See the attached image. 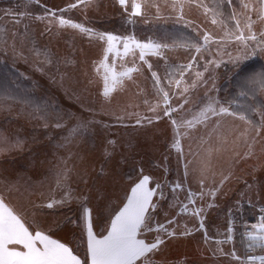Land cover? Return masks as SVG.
I'll return each instance as SVG.
<instances>
[{"label":"rangeland","instance_id":"obj_1","mask_svg":"<svg viewBox=\"0 0 264 264\" xmlns=\"http://www.w3.org/2000/svg\"><path fill=\"white\" fill-rule=\"evenodd\" d=\"M35 1L43 5L44 13H36L35 21L24 19L23 23L16 19L18 16L12 19L0 56L31 79L52 107L48 117L40 114V120L36 118L38 128L32 142L25 136L27 145L20 136L16 140L22 129L24 134L28 133V126L24 125L27 121L21 120L24 124L13 121L17 124L13 127L16 136L8 137L4 144L5 133L0 134V197L16 214L29 220L31 229L39 227L62 233L76 242L82 239L85 208L90 210L92 229L97 235L102 234L112 216L127 202L131 187L147 175L150 177L148 187L156 192L152 201L159 204V208L153 212L150 224L153 230L142 231L138 238L151 241L157 236V226H164L159 233L164 242L148 255L151 264L160 261L166 264H205V261L242 264L230 250L238 253L232 242L237 239L235 235L230 239L228 231L230 228L236 233L240 231L237 238L245 241L242 251L261 243L245 231L249 227L240 214L252 206L253 215H264L261 211L264 209V116L257 114L261 124L256 122V125L247 117L241 120L239 117L243 114L226 104L219 90L224 67H229L226 68L228 74L235 73L258 51L264 60V50L257 47L264 46L260 0H231L233 17L226 24L210 14L200 0H126L123 6L119 0H113L127 13L132 14L133 4L139 3L140 15L145 19L191 25L202 38L205 34L211 37L207 44L200 45L199 52L185 53L181 49L173 50L174 46L166 47V66L176 64V68L171 69L174 75L167 72L166 89L160 80L162 73L152 64L163 50L160 44L158 50L151 45L141 49L138 44L149 42L137 39L132 33L117 34L95 24H81L92 30L89 33L60 26L59 18L77 23L67 16L66 9H75V12L77 9L79 19H85L82 12L89 11L78 7L81 0ZM249 16L251 31L246 27ZM213 19L216 23H212ZM31 23H35L40 46L51 48L53 56L50 58L46 54L34 55L30 36L19 32L20 26L26 28ZM241 31L247 48L235 39ZM100 34L118 38L112 42V51L107 53V66L111 68L114 64L117 74L135 69L126 76L118 75V82L107 97L103 95L105 68L100 64L108 42L106 36L101 39ZM252 34L256 36L255 41L248 40ZM125 40L129 45L126 55ZM244 51L249 53L248 58L234 63L232 58ZM189 64L191 68L186 67ZM108 75L111 85V72ZM165 92L169 97L167 104L163 99ZM210 98L219 101L214 105L217 110L223 106L234 115L209 112L207 119L201 117L200 122L189 127L187 121L199 116ZM168 108L175 111L165 115ZM0 111L5 114L4 119L19 114L17 107L9 105L0 104ZM3 122L8 125L6 120ZM63 168L69 171L67 179L60 177ZM24 173L29 175L26 180L17 182L15 179ZM26 185L31 187L28 189ZM55 187L58 192L50 194V189ZM212 192L214 196L210 195ZM244 193L251 196L248 201L244 200ZM50 197L58 198V207H47ZM217 198L218 208L207 206ZM24 199L31 210L21 212ZM234 204L237 205L234 210H229L228 206ZM65 213L68 225L61 222ZM73 219L74 223L79 220V232L71 226ZM168 232L175 234L169 236ZM210 245L218 253L228 250L229 256L220 261L215 256L210 257ZM155 253L165 256L164 260L152 258ZM203 253L208 256L202 258ZM238 255L242 258L243 254Z\"/></svg>","mask_w":264,"mask_h":264},{"label":"trees","instance_id":"obj_2","mask_svg":"<svg viewBox=\"0 0 264 264\" xmlns=\"http://www.w3.org/2000/svg\"><path fill=\"white\" fill-rule=\"evenodd\" d=\"M200 1L202 4H205L208 7L210 14L215 15V17L218 20H221L223 23H228L230 18L232 20L233 16L229 0ZM78 7L82 8V10L89 11V13L82 12L85 16L84 20L81 18L79 19L80 15L77 9V13L75 12V9H66L64 12L69 18L73 19L79 24H84L87 26L95 24L96 26L101 27L103 30L112 31L117 34L132 33L137 39L141 41L160 44L163 50L161 51L160 55L155 57V60L152 62V64L154 68L162 73L160 80L165 89L168 88L169 85L167 72L169 73L168 75H174L171 72V69L176 66L175 63H169L166 66V60L164 59L166 56V47L170 48L171 46H174L173 50L175 51L176 49H181L183 52H193L195 48L192 47V45L195 44L200 46L204 42L202 36L196 30H194V27L191 25H173L171 23H167L166 20L155 23L153 20L145 19L141 15H132L130 12L127 13V10L126 12L123 11L124 8L119 6L117 1L85 0L84 2H81ZM41 12L44 13L43 5L35 0H0V50L3 48L2 46L6 42L7 36L9 35V22L12 19H15L18 16L19 18L16 19H20L21 21L24 19H32L35 21L36 13ZM34 28L35 23H31L26 28H24V26H20L19 32H21V35L28 34L30 36V48L34 55L38 54V56L41 57L43 54H46L47 57L50 58L53 56L51 48L46 45L40 46ZM226 68L229 67H224L222 71L223 80L219 90L220 98L227 102L226 104L232 107L235 111L245 115L247 118H249V120L251 119L252 121H250L253 124L256 125V122H258L257 124H261L259 123L260 118L257 116V114L264 113V89H258L254 94L251 91H247V89L241 87V77L237 75L238 73H241L242 75H252L264 72V60L260 56V51L254 54L249 62H247L245 65H242V67L235 73L231 74L230 72L228 74ZM153 82L155 87H158L157 83L155 81ZM0 104L3 106L9 105L11 108L17 107L19 112V114L14 113V116H6L4 119L3 116L5 114L0 111V134L5 133L3 144L6 143L8 137H12L15 133L13 127H17V124L13 123V121L21 122V120L27 121V124L21 123L29 127H26L28 129V133L24 134L22 129L21 132H18L16 140H18V137L20 136L22 137L20 140H23L27 145L28 143L25 141V136H28L29 142H32L36 133L35 131L38 128V124L36 123L38 121H36V118L40 120V114L48 117L49 111L52 107L48 98L41 95L37 91L35 83L31 79L25 77L22 72H20V70L16 67L12 66L10 62L2 60L1 56ZM53 109L55 111L58 110V108ZM4 120H6L8 125L4 124ZM42 137L45 138L46 136L42 135ZM34 154H36V152H34ZM26 176L29 175L24 173L21 175V177L15 180L17 182L19 180L20 183H23L27 178ZM30 182V184H32L31 178ZM26 187L29 189L31 185H26ZM244 195V200L246 201H248L249 197H251L248 193H244ZM210 203H218V198ZM157 208H159V204H157L156 207L148 213V215L151 217V220L154 217L153 212L157 210ZM20 209L22 210L21 212H24L23 209L30 210L27 199L23 200ZM246 210L247 211H244L242 214H240L244 217H241L242 219L249 220L255 216L253 215L254 211L252 206H248ZM65 219L66 218L61 221L64 224H66ZM27 222L28 225L32 227L29 220H27ZM244 242V240H237V247L241 248ZM259 245H261V243H259Z\"/></svg>","mask_w":264,"mask_h":264},{"label":"snow or ice","instance_id":"obj_3","mask_svg":"<svg viewBox=\"0 0 264 264\" xmlns=\"http://www.w3.org/2000/svg\"><path fill=\"white\" fill-rule=\"evenodd\" d=\"M84 2V0H81ZM231 2V0H229ZM119 3L123 6L126 0H119ZM261 8L259 9V15L261 19H264V0H260ZM75 5H73L74 7ZM245 8H250V5H244ZM141 5L139 3L133 4L132 15H140ZM182 10V6H181ZM207 12V9H206ZM55 16V12L51 13ZM42 19V17H41ZM249 23L246 27L251 31L252 22L251 17H248ZM212 23H216L213 19ZM58 24L60 26H70L72 28L79 29L81 32L89 33L92 30L85 28L79 23H74L71 20L59 18ZM237 28H239V21L237 20ZM106 36L108 42V48L106 54L101 61L100 66L105 68V74L103 76L104 89L103 95L108 96L111 91L114 90L115 84L118 82L117 77L126 76L135 69L129 68L127 71L117 74L115 72L114 64L111 68L107 66L108 56L107 53L112 51V42L118 38L112 34H100V38L104 39ZM211 37L208 34L203 36L205 44L209 42ZM235 39L241 41L244 47L247 48L248 44L244 37L243 31L239 35L235 36ZM248 40H256L255 34L248 37ZM141 49L148 47L146 44H138ZM157 48L160 45H156ZM196 52L200 51V46L192 45ZM261 50H264V46L257 45ZM129 49L127 40L124 43V54L126 55ZM256 51L253 48V53ZM119 55V53H117ZM249 53L247 51L238 54L233 57V62H239L247 59ZM140 59H144L143 52H141ZM195 60V57H193ZM150 67V66H149ZM191 68L192 65L186 66ZM111 72L112 84H109V75ZM198 75H202L199 74ZM241 77V87L247 89V91L255 93L258 89H264V72L256 73L252 75L237 74ZM153 77H156V73H153ZM158 79V78H157ZM179 84V81L176 82ZM187 91V89H185ZM165 104L168 103V93L165 92L163 95ZM219 101L214 98L209 99V104L200 112L199 116L194 117L193 120L187 121L189 127L193 126L194 123L200 122L201 117L207 119V114L210 112L213 115L228 114L234 115L223 106H220L217 110L214 105H218ZM182 107V105H181ZM170 111L175 109L168 108L165 111V115H169ZM264 116V113H262ZM241 120H246V116L240 115ZM139 122V121H138ZM151 122V121H149ZM172 123L175 125L176 121ZM59 127V125H57ZM113 143V142H109ZM61 176L66 178L65 173H61ZM150 177L144 175L138 183H135L131 187V192L127 195V202L122 208L115 214L114 218L111 219L110 227L107 230V235L102 238H97L92 231L91 226L87 228V255L90 258V264H151L148 259V254L154 253L159 249V246L164 242L159 233L164 230L163 225H158L155 231L157 236L147 241L145 239L138 238L142 231H152L150 226L151 217L148 215L150 208H155V204L152 201V197L156 195L155 190L148 187ZM223 183V182H222ZM160 185L157 184V188ZM215 195V192L210 193ZM191 197V194H190ZM54 203H60L59 201H53L47 205L51 208ZM211 206V205H210ZM264 212V209L261 210ZM199 210H197V213ZM90 213L88 208L84 209V214L87 217ZM171 223V221L169 222ZM253 227L258 228L259 232L264 233V216L261 217L259 225ZM174 232H168L167 235L172 236ZM253 239L261 241V246H264V234L260 236H254ZM252 260H259L260 264H264V256L253 257ZM0 264H82L81 260L77 255L73 254L66 244L61 243L59 240L51 238L44 231L35 230L30 231L29 227L22 222L21 217L14 212V210L4 202L3 198L0 197Z\"/></svg>","mask_w":264,"mask_h":264},{"label":"crops","instance_id":"obj_4","mask_svg":"<svg viewBox=\"0 0 264 264\" xmlns=\"http://www.w3.org/2000/svg\"><path fill=\"white\" fill-rule=\"evenodd\" d=\"M234 11V10H233ZM147 45H151V46H154L153 48L154 49H156V50H158V48L156 47V45H158V44H156V43H153V42H149V43H146ZM62 173H65L66 174V179L69 177L68 175H69V171L67 170V169H64L63 168V170L61 171ZM60 177L61 178H65L64 176H61V174H60ZM57 180H58V178H56ZM133 187V186H132ZM57 189V190H56ZM56 190V191H55ZM58 192V187H55L54 189H50V194H52V193H57ZM130 192H131V190H130ZM50 199V203L51 202H53V199H54V201H59L58 200V198H56V197H53V198H49ZM218 204L219 203H208V205L207 206H209L211 209H214V208H218ZM231 204V203H230ZM211 205V206H210ZM59 206V203H54V206H52V207H58ZM237 206V205H232V207H231V205H229L228 206V209L229 210H234V208ZM51 207V208H52ZM232 208V209H231ZM53 209V208H52ZM52 209H50V210H52ZM30 210H31V208H30ZM150 212V211H149ZM148 212V213H149ZM26 215H27V213H26ZM114 216H115V214L112 216V218H114ZM21 218L23 219L22 220V222H25V225L27 226V227H29V230L30 231H35V230H33V229H31L32 227H30V226H28V223H27V221H26V219L23 217V216H21ZM64 218H67V214L65 213L64 214V216L61 218V221L64 219ZM111 218V219H112ZM68 219V218H67ZM54 221V220H53ZM231 221V220H230ZM74 219H73V224L71 225V226H73V227H76V230L75 231H78V227H79V220H78V222L77 223H75L74 224ZM110 222H111V220H110ZM110 222H109V224H108V226L106 227V229L103 231V233L102 234H100V235H97L98 233H95L94 232V230L92 229V231H93V234L97 237V238H102L104 235H107V230H108V228L110 227ZM82 223H83V225H82V230H83V232H82V239H78V241H76V242H72V241H70L67 237H65L64 235H62V233H52V232H49L48 230H46V229H41V228H39V227H37L36 228V230H41V231H44L47 235H49V236H51V238H53V239H56V240H59L61 243H64V244H66L70 249H72V251H73V254L74 255H77L78 256V258L81 260V262H82V264H90V258L88 257V255H87V228H88V226L90 225L91 226V224H90V222H89V216H85V214H84V218H83V221H82ZM229 224V223H228ZM66 225H68V223L66 224ZM56 226V225H55ZM58 226V225H57ZM229 227H230V225H229ZM241 227V226H240ZM91 228H92V226H91ZM64 230H66L65 229V227H64ZM241 230H242V227H241ZM67 232H68V230L66 231V234H67ZM79 232V231H78ZM231 235H229V238L230 239H233V235H235V237H236V239L238 240V235L240 234V231L239 232H237L236 233V231L233 229V228H230L229 229V231H228ZM256 235H258V234H253L251 237H253V236H256ZM226 236H228V235H226ZM236 246H233V247H237V242H235V241H232ZM262 243V242H261ZM261 246V245H260ZM262 248H264V246H262ZM234 249V248H233ZM231 250V252L235 255V258L238 260V259H240L239 261L240 262H242L241 261V258H239V255L238 254H243V252L244 251H242V249L241 248H239V247H237V251H238V253H236V251H234V250H232V249H230ZM218 254H220L221 256H218ZM237 254V255H236ZM148 255H150V254H148ZM203 256H208V254L207 253H203L202 254V258H203ZM209 256L211 257V256H215L214 258L215 259H217V260H219L220 261V258H223V257H227V256H229V252H228V250H227V252H225V251H223V252H220V253H218L217 251H215V249H213L212 248V246L210 245L209 246ZM157 258V257H160V258H162L163 260H164V257L165 256H159V253H155L153 256H152V258ZM166 259H167V256H166ZM170 261L173 259V258H168ZM201 262V261H200ZM205 264H209V263H207V261H205L204 262ZM158 264H166V262L165 261H163V262H158ZM217 264H223V262H221V263H217ZM242 264H243V262H242Z\"/></svg>","mask_w":264,"mask_h":264},{"label":"built area","instance_id":"obj_5","mask_svg":"<svg viewBox=\"0 0 264 264\" xmlns=\"http://www.w3.org/2000/svg\"><path fill=\"white\" fill-rule=\"evenodd\" d=\"M262 216H264V215L263 214H257L256 218L249 219L247 221V225L249 228H247L245 231L249 235L261 233V232H259L258 228H256V227L251 228V226L259 225L261 222ZM260 256H264V248H262L261 246L260 247L252 246V247H249L247 250H244V253H243L241 259H242L243 264H260L259 260H252L251 259L253 257H260Z\"/></svg>","mask_w":264,"mask_h":264}]
</instances>
